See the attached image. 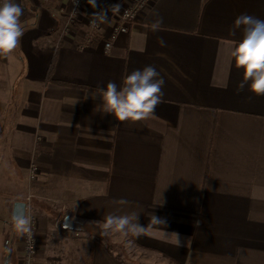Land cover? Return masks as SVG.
<instances>
[{"label":"crops","instance_id":"crops-1","mask_svg":"<svg viewBox=\"0 0 264 264\" xmlns=\"http://www.w3.org/2000/svg\"><path fill=\"white\" fill-rule=\"evenodd\" d=\"M20 6L24 35L0 54V108L12 115L0 214L12 217L14 198L32 194L34 264H124L91 229L56 221L97 225L132 211L144 226L151 215L164 221L132 239L174 264H264V96L251 81L237 90L244 70L231 56L243 38L235 19L264 20V0H154L110 50L111 16L89 33L84 21L67 23L71 0ZM146 66L164 80L154 114L119 122L103 112L97 89ZM4 220L0 264H21L25 233Z\"/></svg>","mask_w":264,"mask_h":264},{"label":"clouds","instance_id":"clouds-1","mask_svg":"<svg viewBox=\"0 0 264 264\" xmlns=\"http://www.w3.org/2000/svg\"><path fill=\"white\" fill-rule=\"evenodd\" d=\"M88 4L93 8L97 6L96 0H88ZM120 7V4H115L108 10L116 14L120 12ZM23 15L24 9L16 0H0V54H10L17 48L24 35L21 23ZM90 20L92 27H98L107 23L109 18L106 11H100L94 13ZM162 23V18H157L151 24V30L153 32L162 30ZM241 28L243 38L231 52L236 66L244 70V79L237 90H242L245 83L251 81L250 90L257 96H264V20L241 14L234 21L232 34ZM158 42L161 47L167 46L162 37ZM163 84L164 80L159 72L153 66H146L143 70H134L127 75L119 88L114 82H108L106 87L97 89V95L102 97L103 112L113 114L119 122L141 121L154 114L156 107L162 102ZM114 203L129 206L131 202L121 198ZM94 223L100 228L101 237L109 238L115 233L131 243L129 237L139 239L147 234L150 227L162 225L164 221L151 215L148 225L144 226L139 223V213L132 211L124 215L110 213L104 216L102 222ZM16 225L21 234L31 235L30 221L27 218L16 220ZM173 234L179 247V236Z\"/></svg>","mask_w":264,"mask_h":264},{"label":"built area","instance_id":"built-area-1","mask_svg":"<svg viewBox=\"0 0 264 264\" xmlns=\"http://www.w3.org/2000/svg\"><path fill=\"white\" fill-rule=\"evenodd\" d=\"M154 0H126L122 2H118L121 5L120 12L113 14L110 7L114 4V0H96V8L91 7L88 4V0H71L72 6L70 11L67 14V23H73L78 21H84L89 33L91 32H99L101 30L102 24L98 27H92L90 25V18L94 13H98L100 11H106L107 16H111L113 20V25L110 29V32L107 36V40L105 41V49L110 50L113 41L117 38L120 33H126L129 31L130 26L133 22H135L142 10H144L147 6H149ZM20 4V3H18ZM66 30V27L63 31ZM36 167L32 166L30 170V178L35 176ZM27 217V213L25 218ZM30 221V230L31 235L29 236L27 233L24 234V255L22 258L21 264H34L37 247H36V237L34 235V228L36 225L35 218L32 216H28L27 218ZM62 229H67L66 224H61Z\"/></svg>","mask_w":264,"mask_h":264},{"label":"rangeland","instance_id":"rangeland-1","mask_svg":"<svg viewBox=\"0 0 264 264\" xmlns=\"http://www.w3.org/2000/svg\"><path fill=\"white\" fill-rule=\"evenodd\" d=\"M21 0H16L17 3H20ZM11 112H10V104H6L3 105L2 104V108H0V162L1 160L4 159L3 155H4V148L7 147V133L11 124ZM32 166H36V164H32L29 168V180H33V178H30V170ZM38 168L36 169L35 172V176L37 174ZM34 176V178H35ZM13 188V191H17L19 189H21L22 184L18 183V184H12L11 185ZM4 197L2 198L0 196V213H1V209H2V205L4 203ZM10 199L6 198V202L9 201ZM18 200H22L25 201L27 203V217L30 215L32 217L35 218V222L37 223V216L33 213V205H32V194H30L28 192V194L22 198H14V202L18 201ZM14 202L12 204H14ZM10 203V202H9ZM0 226L2 225V223L5 224V220L7 219L8 223H11L12 226V232H15V228H16V222L12 220V217L10 216V214L6 213V215H2L0 214ZM58 224H63V222L61 220L56 221ZM61 227V226H60ZM9 229V228H7ZM7 232H10L7 230ZM2 233H0V243L2 240ZM62 235V234H60ZM111 240L115 241L117 243H119L122 248H118V247H112V251L114 253V255H116V257H118L124 264H174L173 262H171L169 259L165 258L163 255H160L159 253H156L152 250H147L145 248H141L140 246H138L134 240L132 239V237H129L128 240H131V243H128L126 241L125 238H123L122 236H120L119 234H113L111 236ZM1 246V244H0ZM24 246V244H23ZM2 246L0 248V255L2 254ZM8 260H9V256L8 258H6L3 262V264H8ZM11 264V263H9Z\"/></svg>","mask_w":264,"mask_h":264},{"label":"trees","instance_id":"trees-1","mask_svg":"<svg viewBox=\"0 0 264 264\" xmlns=\"http://www.w3.org/2000/svg\"><path fill=\"white\" fill-rule=\"evenodd\" d=\"M69 224H67V226L72 227V228H76V229H84L86 228V230H92L95 234V238L100 241L101 243H103V245L105 246V248L108 250V252L112 255V257L114 258V260L117 262H119V258L114 256V253L112 251V247H118V248H122V246L119 243H116L114 241L111 240V237L109 238H103L100 236L99 232H100V228L98 227V225H89V224H83V223H79V222H73V221H69ZM123 263V262H122ZM178 264V263H176Z\"/></svg>","mask_w":264,"mask_h":264},{"label":"water","instance_id":"water-1","mask_svg":"<svg viewBox=\"0 0 264 264\" xmlns=\"http://www.w3.org/2000/svg\"><path fill=\"white\" fill-rule=\"evenodd\" d=\"M27 213V203L22 200L15 201L13 204L12 220L24 219ZM66 221V220H65Z\"/></svg>","mask_w":264,"mask_h":264}]
</instances>
